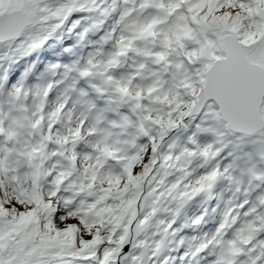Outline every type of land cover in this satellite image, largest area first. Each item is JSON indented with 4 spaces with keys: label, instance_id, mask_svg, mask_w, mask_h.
I'll return each instance as SVG.
<instances>
[{
    "label": "snow or ice",
    "instance_id": "6c2138e0",
    "mask_svg": "<svg viewBox=\"0 0 264 264\" xmlns=\"http://www.w3.org/2000/svg\"><path fill=\"white\" fill-rule=\"evenodd\" d=\"M122 3L110 50L10 83L98 5L0 0V264H168L182 209L222 179L243 198L178 259L264 264V0Z\"/></svg>",
    "mask_w": 264,
    "mask_h": 264
},
{
    "label": "rangeland",
    "instance_id": "374dc122",
    "mask_svg": "<svg viewBox=\"0 0 264 264\" xmlns=\"http://www.w3.org/2000/svg\"><path fill=\"white\" fill-rule=\"evenodd\" d=\"M112 3L116 6H120V4L118 3V1L117 0H112ZM115 24V22L113 23V25ZM97 32L96 31H93V34H96ZM94 50H96V49H94ZM14 68V66L11 68V69H13ZM3 71V68L2 67H0V72H2ZM12 72H10L9 74H11ZM9 81H10V79H9ZM19 81V79H17V81L16 82H18ZM30 81V80H29ZM16 82H14V83H16ZM224 151H225V149L221 152V156L222 155H224L223 153H224ZM222 157H224V156H222ZM229 163V162H228ZM222 164V163H221ZM236 175L237 176H240V173L238 172V171H236ZM245 176L243 177V185H242V187H245ZM247 186H248V183H247ZM235 187V184L232 182V184H231V188H234ZM230 188V191H229V193L227 194V197H226V199H225V202L224 201H217V207H216V209L211 213V218H212V223H211V226L209 227V229H207V231H205V232H210V231H212V230H214V228H215V226H216V224L219 222V220H220V217H221V214L223 213V210H222V203L224 202V210H225V208L227 207V205H228V203H229V201H230V199L233 197V195H234V192L232 191V189ZM213 189H215L214 187H213ZM234 190H235V188H234ZM224 192V191H223ZM235 195H238L237 193H235ZM198 197H200V196H198ZM241 198H243V195L241 196ZM213 202V201H212ZM227 204V205H226ZM165 214H167V213H165ZM165 214H163V215H165ZM192 214H194V212L192 213ZM179 257V256H178ZM178 257H177V259H178ZM175 264H181V262L180 261H176L175 262Z\"/></svg>",
    "mask_w": 264,
    "mask_h": 264
},
{
    "label": "trees",
    "instance_id": "16d2710c",
    "mask_svg": "<svg viewBox=\"0 0 264 264\" xmlns=\"http://www.w3.org/2000/svg\"><path fill=\"white\" fill-rule=\"evenodd\" d=\"M55 1H59V0H48V2L49 3H55ZM223 180V179H222ZM222 180H220L219 182H220V187H219V189L220 188H223V187H226V184H224V183H222ZM183 213L185 214V213H190V210L189 209H185V210H183ZM174 228H177V226L176 225H174L173 226ZM179 232V231H178ZM178 235V234H177ZM178 242V240H175V243H177ZM182 248H183V246H182Z\"/></svg>",
    "mask_w": 264,
    "mask_h": 264
}]
</instances>
